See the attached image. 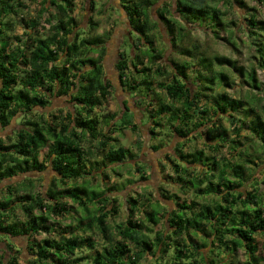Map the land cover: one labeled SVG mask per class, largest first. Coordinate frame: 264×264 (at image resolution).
Instances as JSON below:
<instances>
[{
    "label": "trees",
    "instance_id": "1",
    "mask_svg": "<svg viewBox=\"0 0 264 264\" xmlns=\"http://www.w3.org/2000/svg\"><path fill=\"white\" fill-rule=\"evenodd\" d=\"M159 2L119 0L117 9L124 13L131 53L120 50L114 70L123 91L137 100L147 97L149 147L153 151L162 148L163 141H152L160 136L158 128L163 126L172 137L182 138L175 142L174 152L166 155L175 173L173 182L183 193L212 201L186 202L176 194L161 193L163 198H175V207L163 215L167 224L163 231H155L150 240L149 225L159 223L160 203L151 208V198L146 197L137 208V200L129 197L125 200L129 212L124 222L116 225L114 234L107 218L118 212L115 197L108 189L105 194V190H93L90 183L86 184L95 168L123 165L134 158L112 136L116 115L94 111L115 87L111 79L105 78L103 64L110 33H106L107 40L93 34L99 23L92 17L86 27L79 26L72 14L74 0H40L41 7L28 19L22 14L27 9L24 0H0V126L6 128L18 113L23 118L18 122L15 140L8 136L6 143L0 137V184L29 172H53L52 189L49 185L44 191L34 192L32 177L26 179L29 183L23 188L16 189L19 182L5 186L0 198V235L10 240L26 236L29 257L19 262L8 244L0 248V264H141L144 253L153 254L154 264H161L169 248L172 252L168 264H264L256 238L264 235V190L258 188L260 183L264 185V160L258 164V148L254 147L264 150L263 96L256 93L261 89L256 69L264 70V20L253 9L242 26L247 40L255 46L256 65L247 70L234 59L209 56L197 45L184 44V27L195 22H207L211 34L225 39L218 31L225 26L220 9L210 7L207 0H175L174 12L164 2L156 13L170 37L172 54L188 57L179 60L164 55L163 48L154 45L155 31L160 29L152 18L151 6ZM89 5L92 12L97 2L89 0ZM49 9L53 13L44 19ZM175 13L183 20L178 24ZM16 22L23 26L24 36L12 35ZM45 24H49L47 31L39 30ZM90 52L96 56H89ZM232 75L242 78V83L255 92L236 97L226 89L218 90L233 88ZM55 97L67 98L70 106L48 112L45 109L52 106ZM124 105L123 113L127 114L130 108L126 102ZM134 119L120 124V130L128 127L136 132L135 145L141 149L143 133ZM196 138H202L213 155L202 149L183 152L185 143ZM92 145H96V152ZM246 147L255 152L251 156L248 150L242 154ZM42 149L46 151L39 160ZM222 149L227 155L220 154ZM140 168L137 166V171ZM88 203L99 207L94 217L86 215ZM82 207L83 217L88 219L85 224L80 217L70 218L66 224L49 221L52 217L71 216ZM17 208L23 215L21 219L15 213ZM93 226L101 234L102 247L95 249L92 257L79 256L78 251L95 248L92 235H85ZM42 233L46 236L34 237ZM238 250L243 252V262L236 261ZM85 259L89 262L80 263Z\"/></svg>",
    "mask_w": 264,
    "mask_h": 264
},
{
    "label": "rangeland",
    "instance_id": "2",
    "mask_svg": "<svg viewBox=\"0 0 264 264\" xmlns=\"http://www.w3.org/2000/svg\"><path fill=\"white\" fill-rule=\"evenodd\" d=\"M40 0L33 1V0H24V3H26L25 6H27V9L22 11V14L26 19L29 17H34L36 10L40 8V4L38 3ZM97 2L96 9L91 12L89 0H74L75 3V9L72 13L76 19L77 22L80 23L79 26L86 27L88 18L92 17L94 20H96L99 23V28L93 32V34H101L103 38L106 39V33L109 31L110 35L108 37L107 43H106V49H105V56H104V67L106 71V77L111 79L112 84L115 86L114 91L111 90V95L107 98V100L103 103L102 106L96 107L94 111L96 113L101 114H115V122H116V131L112 136H114L117 139V143H121L122 146H125L127 149L130 150V152L134 155L133 159H127L126 162L122 164H115L110 166H102L100 170L98 168H95L94 172L92 173V176H87L86 184L90 183V187L93 190L97 191H103L105 189H108V191L111 193L110 195L112 197H115L116 202L115 205L118 206V212L115 216H112L110 218H107V223L110 226L112 232L116 233V225L123 223L125 220L126 213L129 212V205L126 203V199L129 197H132L137 200L136 207L139 208L141 203L145 201L146 197L151 198L152 206L156 207V203H160V206L157 207L158 213H159V223L156 226H151L152 232L148 234L149 239H154V232L155 231H163L164 225H167L165 223V218H163V215L167 212V210H171L175 207V198H172L171 200L167 198H163L161 196V193L165 195H172L176 194L177 198L181 200H185L186 202H189L191 199H195L199 203H205L206 201H212L209 197L202 198L200 196L194 197L191 192L189 193H183L178 187L177 184L173 182L175 173L172 169V165L168 160H166V155H168L171 152H174L175 150V142L181 140L182 138H178L177 136H173L172 134H169V130L166 129L165 126L163 128H158V130L161 131L160 136H158L155 140L153 139L152 142L158 144L160 141H163V146L158 151H153L149 146H151L150 136L149 132L147 131L148 128V122L147 116L148 111L145 109V107L148 104L147 97H143L142 99H135L134 95L130 94L127 90L123 91L118 83L117 75L115 74V68H114V61L117 58L116 56V48L117 43L119 42L121 45L119 48V52L125 51L126 54H130V49L128 48L129 43L127 38H123V35H121L123 30L125 29L126 20L124 17V13L122 9H117L119 0H95ZM160 0H158L159 2ZM174 1L175 0H161L159 3L154 4L151 6V12H152V18L158 23L159 26V32H157L156 29V35L154 37L155 42L154 45L158 48H163L162 53L166 56H173L176 59H188L186 55H179L176 53L172 54L171 48L168 46V43L170 41V37L165 32L164 27L162 26V23L160 19L157 16L156 10L160 8L161 4L164 2L167 3V7L172 9L174 11ZM242 1V4L238 2V0H207V3L210 7L218 8L222 11L221 13V21L224 23V27L221 28L219 31V35L222 37H226L225 39H219L216 38L213 34H211L209 28H206L207 22H202L201 24L195 22L187 27H184V36L183 41L186 47H191L192 45H197L200 50H203L206 54L210 55H224L226 57H229L231 59H234L237 61L238 65H243L247 70L251 69L252 66H255L256 60L253 58L255 46L253 44H250V42L247 40V34L242 27L246 23V16L249 12H253V9H256L257 16L259 19L264 20V3H260L257 0H239ZM116 6V7H115ZM175 12V11H174ZM49 13H53V10L49 9L48 12H45L43 18H47ZM176 19L175 23L178 24L182 19L179 17L177 13L174 14ZM183 21V20H182ZM45 23V20L43 21ZM12 28V35L15 34L16 36L22 35L25 33L23 26L20 23L13 24ZM49 24L44 25L43 27H39V30L47 31ZM89 31V30H87ZM162 35V38L160 36V33ZM182 32V31H180ZM87 34V33H86ZM120 34V35H119ZM132 36L134 37L135 34L133 33ZM172 54V55H171ZM89 56H96V53L90 52L88 54ZM116 56V57H115ZM168 61V60H166ZM189 71L190 70H186ZM235 84L232 89H229L228 87H222L218 88L220 89H226L229 91L230 94H233L236 97L245 96L248 91L254 93L255 91H250V88L246 86L244 83H242L241 80L236 77V75H232ZM256 76L260 83V92L256 91V93H259L261 96H263V99L261 101V104H264V70L256 69ZM155 86V85H154ZM160 90V89H159ZM141 93H144L142 91ZM249 94V93H248ZM67 98L61 97V98H52V106H50L47 110L48 112L50 110H53L56 112L54 108L57 107H63L70 105L65 101ZM145 101V102H142ZM130 108L131 113L124 114L125 111V105ZM77 110H79L78 107H76ZM43 110V109H42ZM141 110V111H140ZM65 111V110H63ZM64 113V112H63ZM142 113V115H141ZM21 113H18L15 115L14 118H12L10 124L2 129L0 127V136L3 137V141L8 143L7 137H12L15 135L16 128L19 125L23 118L20 117ZM135 117V121L138 123V125L141 126L142 133H143V146L141 149H138L135 145L136 135H138L136 132L132 131L128 127L124 125L122 130H120V124H123L125 121H131ZM22 118V119H21ZM20 119V120H19ZM143 121V122H142ZM143 126H142V124ZM223 124L225 126H228L229 124L227 121H223ZM122 126V125H121ZM195 133V132H194ZM168 134V136H166ZM232 134V133H231ZM241 134H245L248 136L247 132H242ZM164 139V140H161ZM157 140V141H156ZM11 141V140H10ZM159 141V142H158ZM202 138H196L195 140L189 141L185 143L183 147V152L193 151L202 149L205 151L206 154H209L207 147L203 143ZM257 149V156L259 158L258 164H261L264 160V150L260 147L254 146ZM92 150L94 152L97 151L96 145H92ZM248 150V151H247ZM46 149H42L39 152L38 158L39 160L42 159V157L45 154ZM251 156L250 153L255 152L254 150H250L247 147L243 150L242 154L246 153ZM220 154L227 155L226 150H221ZM210 156L213 155L209 154ZM99 160V157H98ZM235 161L238 162L237 159ZM10 163H7L6 166H8ZM146 164V165H143ZM102 165V164H101ZM163 165V166H161ZM137 166L141 167L140 170L137 171ZM115 169L113 171L112 169ZM254 168V166H253ZM104 171L108 174V178L104 176V174L101 171ZM257 170V169H256ZM261 170V168H260ZM119 173V174H116ZM146 175V179H144V174ZM193 173V172H192ZM32 177L33 180V187L34 192L44 191L47 189V187L50 185V189L53 188V185L51 182L53 181V172L49 169L45 170L42 173L38 172H29L26 174L19 175L17 177H14L10 180H4L0 184V198L2 197L3 193H5V186L7 184L13 185L14 183L19 184L16 186V189H19L20 187L23 188V184L25 186H28L27 178ZM261 178V176H259ZM82 182V181H79ZM258 188L263 191L264 185L260 183ZM105 194H107V191H104ZM91 196V194H88ZM7 198V197H6ZM67 203L70 205L72 204L69 199H65ZM159 201V202H158ZM73 205V204H72ZM75 207V206H74ZM88 212H86V215H89L91 217H94L96 214V211H98L99 207L93 203H88ZM136 208V209H137ZM75 209V208H74ZM73 209V210H74ZM136 209L134 210L135 214L137 213ZM149 210V209H148ZM16 215L18 218H22L23 215L21 211L17 208L15 210ZM85 213L84 208H78L77 213H72L71 216H67L64 218L59 217H52L49 221H60L62 224H66L68 222V219H83L82 223L85 224L88 219L86 217H83V214ZM82 216V218H81ZM74 224H76V221H74ZM89 234L92 235L94 241H95V248L87 250L83 249L82 251H78L79 256H86V257H92L95 254V249H100L102 247V237L100 232L93 226L91 228V231H87L85 233L86 236ZM46 234L42 233L40 235L34 236L37 239H41L45 237ZM118 236L115 235V239H117ZM257 241L259 243V251L258 255L264 257V235H257L256 236ZM11 244V253L13 255L18 256V261L22 262L23 259H28L29 253H28V247H27V239L26 236H19V237H13L6 238L4 236L0 235V248L6 247V245ZM9 247V246H7ZM132 248L135 250V247L132 246ZM9 249V248H8ZM170 251H168L169 255H171L172 250L169 248ZM162 255V253L160 254ZM169 255L164 256L163 260L160 261L161 264H168ZM236 261L243 262L244 261V255L242 250H238L236 252ZM89 262L88 260H83L80 263H86ZM155 257H153V254L144 253L142 255V258L140 260L141 264H154Z\"/></svg>",
    "mask_w": 264,
    "mask_h": 264
},
{
    "label": "flooded vegetation",
    "instance_id": "3",
    "mask_svg": "<svg viewBox=\"0 0 264 264\" xmlns=\"http://www.w3.org/2000/svg\"><path fill=\"white\" fill-rule=\"evenodd\" d=\"M88 21H89V18H88ZM88 23V22H87ZM126 26V25H125ZM122 34L121 35H123V38H125L128 34H129V30H128V28L127 27H125V29L123 30V32H121ZM120 35V34H119ZM120 43L118 42L117 43V48H116V56H117V58L115 59V61H114V63H113V65H115L116 64V62H118V58H119V48H121L120 47ZM115 56V57H116ZM103 64H104V59H103ZM104 70H105V67H104ZM105 73H106V71H105ZM115 74L117 75V73H116V70H115ZM105 78H107L106 77V75H105ZM110 79V78H109ZM1 127V126H0ZM2 128V127H1ZM20 128V125H18L17 126V128L16 129H19ZM0 137H2V136H0Z\"/></svg>",
    "mask_w": 264,
    "mask_h": 264
}]
</instances>
